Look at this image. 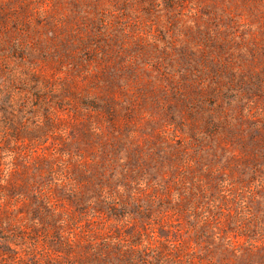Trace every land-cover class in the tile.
<instances>
[{"label":"rangeland","instance_id":"374dc122","mask_svg":"<svg viewBox=\"0 0 264 264\" xmlns=\"http://www.w3.org/2000/svg\"><path fill=\"white\" fill-rule=\"evenodd\" d=\"M0 264H264V0H0Z\"/></svg>","mask_w":264,"mask_h":264}]
</instances>
